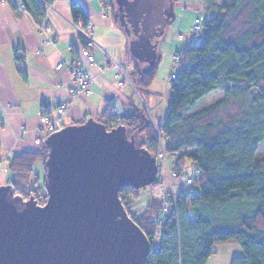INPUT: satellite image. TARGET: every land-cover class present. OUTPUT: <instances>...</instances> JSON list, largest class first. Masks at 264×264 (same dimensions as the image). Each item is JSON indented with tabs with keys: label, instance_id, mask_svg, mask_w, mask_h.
Segmentation results:
<instances>
[{
	"label": "trees",
	"instance_id": "obj_1",
	"mask_svg": "<svg viewBox=\"0 0 264 264\" xmlns=\"http://www.w3.org/2000/svg\"><path fill=\"white\" fill-rule=\"evenodd\" d=\"M15 9L24 7L39 22L46 14L43 1L5 0ZM112 5V0H106ZM210 18L200 39L189 42L182 54V67L171 82V95L165 121L158 123L163 131L167 151L177 153L178 166L203 171L193 186V194L181 193L175 209L159 228L160 239L151 248L148 264H206L216 253L217 243H235L243 254L232 257L231 264H264V156L257 154L264 144V0H220L213 8L205 6ZM72 16L86 25L89 15L77 0L72 2ZM196 41V43H195ZM129 73L137 88L149 90L159 71L158 63L137 65ZM224 98L195 109L199 100L217 90ZM108 129L126 126L127 135L139 137L142 146L158 155L159 141L146 107L134 105L118 111L107 103L97 118ZM21 152L10 163L19 181L12 190L24 199L34 196L40 204L47 200L37 188H22L36 166L45 168L49 147ZM21 179V180H20ZM198 186L199 190H196ZM141 189L124 187L119 197L131 210L132 201ZM138 213L130 214L148 238L157 228L152 221L156 203L150 202ZM233 208V210H232ZM222 209L221 213L217 211ZM230 212L232 218H223ZM193 213V215H192ZM214 220L220 225L216 229Z\"/></svg>",
	"mask_w": 264,
	"mask_h": 264
},
{
	"label": "water",
	"instance_id": "obj_2",
	"mask_svg": "<svg viewBox=\"0 0 264 264\" xmlns=\"http://www.w3.org/2000/svg\"><path fill=\"white\" fill-rule=\"evenodd\" d=\"M168 1L117 0L137 56L152 52V38L174 20ZM46 145L45 203L0 186V264H146L150 238L119 194L154 183L157 157L126 126L108 129L94 117L50 134Z\"/></svg>",
	"mask_w": 264,
	"mask_h": 264
},
{
	"label": "crops",
	"instance_id": "obj_3",
	"mask_svg": "<svg viewBox=\"0 0 264 264\" xmlns=\"http://www.w3.org/2000/svg\"><path fill=\"white\" fill-rule=\"evenodd\" d=\"M73 1L76 0H54L53 8L46 10L45 15L53 29L49 34L40 28V22L24 7L15 9L9 2L0 0V159L3 161L0 164V186L19 181L10 169L14 156L21 152L39 151L42 147L37 144L39 138L47 141L40 127L42 108L49 100L71 98L69 87L73 80L69 62H81L88 70L92 91L89 95L73 99L69 114L64 118L66 126L81 124L92 117L99 118L110 102L118 111L131 109L136 105V90L127 82L119 85L123 76L112 67L114 61L128 67L129 73L135 65L143 68L155 62L159 70L161 67L171 69L173 54L188 46L194 17L200 14V0H173L175 18L160 34L171 27L172 39H176L177 44L175 49H164L159 53L155 45L152 52L149 50L137 56L138 50L134 52L131 46L136 36L125 10H122L124 17L121 15L120 3L116 0H112V5L103 0H77L93 26L95 44L90 49L96 60L91 62L83 54L87 40L76 27L77 23L83 22L82 18L79 17L76 23L72 16ZM206 2L215 8L220 0ZM184 18L188 20L187 25ZM59 61H63L65 66L56 69ZM19 63H22V68ZM164 87L162 98L169 100L171 90H167L166 81ZM147 94L149 102L151 98ZM153 94L161 93L155 90ZM159 103L157 96L153 107ZM42 171L38 168L35 172L38 178Z\"/></svg>",
	"mask_w": 264,
	"mask_h": 264
},
{
	"label": "built area",
	"instance_id": "obj_4",
	"mask_svg": "<svg viewBox=\"0 0 264 264\" xmlns=\"http://www.w3.org/2000/svg\"><path fill=\"white\" fill-rule=\"evenodd\" d=\"M5 1V0H3ZM53 1L47 2L43 1L44 6H46V9H52L53 8ZM104 3L106 0H103ZM203 13L200 15H197L194 19V23L191 28L192 37L189 42L195 40V38L201 36L203 33L202 31L205 28L207 19L210 18V14L207 12L205 6L203 7ZM76 27H78L81 34L86 38L87 40V46L86 49L83 51L84 56L90 60L91 62H94L96 60L94 53L91 51L90 46L95 44V38L93 37V26L91 25L90 21L85 25L82 23H77ZM40 28H42L47 33H52L53 29L50 26L49 19L44 15V18L40 22ZM51 39L49 38V41ZM173 61H172V71L166 81V87L167 90H170L171 82L175 81L178 77V70L183 66L182 65V54L180 52L176 51L173 54ZM18 66L22 68V63H19ZM64 62L59 61L57 63L56 69H60L64 67ZM113 68H116L120 74L123 76L122 80L119 82V85L122 86L125 82L129 83L132 88L136 90L137 93L142 94L141 90L136 87L134 81L132 78H130L129 75V68L120 65L118 62L114 61L112 64ZM68 69L71 72V77L73 80L72 85L69 87L70 91V99L64 100L58 98L57 100H49L48 103L42 108L41 110V121H40V127L41 130L46 135V138L49 137L50 134L60 131V129L64 128L66 126L64 118L69 114L70 108L72 106L73 99L79 98L80 96H86L89 95L92 91L90 88L91 83V76L88 72V70L84 67V65L81 62H69L68 63ZM165 98V96H164ZM144 103L146 101L144 100ZM145 107H147L149 113L152 115L153 109H150L147 106V103L145 104ZM157 130L156 137L159 141V149H158V155H157V163H158V175L155 180H161L162 177L164 179L165 174L168 175L170 178H179L182 176L183 182L181 186L178 187V193H172L169 197L168 202L170 203L171 207L168 208H161L160 215L155 217V222L157 223V230L154 235V237H157L159 235V228L162 224H164L168 219L171 218V214L173 213V210L175 209V200L177 197L183 193L192 195L193 193V186L195 185L196 181L199 180L202 175L203 171L200 169L193 167V166H178V162L176 161L177 157L179 156L177 153H171L170 151H167L166 149V139L163 134V131L160 130L159 125H156ZM45 139L39 138L37 140V144L42 145L45 143ZM159 156V157H158ZM172 156V162L169 161V158ZM3 161L0 159V164ZM161 170V171H160ZM174 189L176 188L173 184L171 185ZM160 201V200H157ZM130 215V214H129ZM151 248L156 245V242L151 237ZM148 259V257H147ZM146 259V260H147ZM146 264H148V260L146 261Z\"/></svg>",
	"mask_w": 264,
	"mask_h": 264
},
{
	"label": "rangeland",
	"instance_id": "obj_5",
	"mask_svg": "<svg viewBox=\"0 0 264 264\" xmlns=\"http://www.w3.org/2000/svg\"><path fill=\"white\" fill-rule=\"evenodd\" d=\"M117 1V0H116ZM206 0H200V6H199V10H200V14L203 13V7L206 6ZM199 14V15H200ZM196 17V16H195ZM194 17V19H195ZM194 21V20H193ZM184 22L187 25L188 20L187 18H184ZM192 28V27H191ZM171 27H169V30H167L165 33L156 35L155 39H154V44L156 45V47L158 48V52H162L165 50L168 51H173L176 47V39H172L171 33H170ZM190 34L192 35L191 29H190ZM189 34V36H190ZM200 39L197 38L196 41H198ZM195 41V43H196ZM173 65L171 67V69H167L165 67H161L159 72L156 75V78L153 82V84L149 87V90H144L142 92V94L139 93H135L134 94V99H135V104L139 107H145L144 100L146 99L147 101V106L150 109H153V113L152 115L149 113L147 107V112L149 115L150 120H152L154 127L156 128V125H159L158 123L163 122L165 119V115L167 113V106L169 104V100H163L162 98V93H164L165 91V81H167L171 71H172ZM161 85V88H160ZM160 88V90H159ZM157 91L161 94L157 95V94H153L154 91ZM149 93L150 96V100L148 102L147 96ZM153 94V95H152ZM159 97L160 98V103L158 106L153 107L154 101H155V97ZM168 97V95H166V98ZM224 98V93L223 91H221L220 89L212 92L209 94L208 97H204L203 99L199 100L197 103V106L195 109H199L203 106H208L211 103H216L219 102L220 100H222ZM144 137H139L138 139V146L141 147L143 142L142 139ZM159 147V146H158ZM159 149V148H158ZM264 156V144L261 146V149L259 150L257 156L261 157ZM159 157V156H158ZM172 156L171 158H169V161L172 162ZM41 165V167H39ZM189 166H193L191 164V162L188 161ZM38 168L42 169V173L40 175V177L38 178L36 173L38 171ZM161 171V170H160ZM44 173H45V168L43 167V164L40 162L37 167H36V171H34V173H32V175L27 178L29 179V182H22L19 183V185L22 188H37L39 189V194L43 197L45 195V190H47L46 188H44ZM183 182V178L182 176H180L178 179L177 178H169L167 174H165L164 179L162 177L161 180H158L154 183H152L151 185H148V187L146 188H142L141 189V193L139 194L138 198H136L135 200L132 201L131 204V210L128 211L129 214L132 215V213L134 214V216L139 218L138 213L144 209H146V205H149L150 202H154L156 203V211L154 212V214L152 215V221L155 224V227L157 226V223L155 222V217H157L158 215H160V209L161 208H170L171 205L168 202L169 197L172 193L177 194L178 193V187L181 186ZM30 184V187L28 186ZM174 185L176 188L174 189L171 185ZM196 190L198 191L199 188L198 186H196ZM160 200V201H157ZM161 207V208H160ZM233 210V208H232ZM222 211V209L218 210L217 213L220 214ZM132 212V213H131ZM193 215V213H192ZM234 215L231 214L230 212H228L227 214L223 215V218L225 219L227 218H232ZM214 225L216 229H220V225L218 224L217 220H214ZM157 228V227H156ZM156 233V231H155ZM155 233L152 234V238L154 239V241L156 243L160 242V239L154 237ZM216 253L211 255L209 260L207 261L206 264H231V259L234 256L237 255H242L243 254V249L242 246L239 245L238 243H217L216 245Z\"/></svg>",
	"mask_w": 264,
	"mask_h": 264
},
{
	"label": "flooded vegetation",
	"instance_id": "obj_6",
	"mask_svg": "<svg viewBox=\"0 0 264 264\" xmlns=\"http://www.w3.org/2000/svg\"><path fill=\"white\" fill-rule=\"evenodd\" d=\"M168 3H167V5L168 6H171L172 5V1H168V0H166ZM134 34V33H133Z\"/></svg>",
	"mask_w": 264,
	"mask_h": 264
}]
</instances>
